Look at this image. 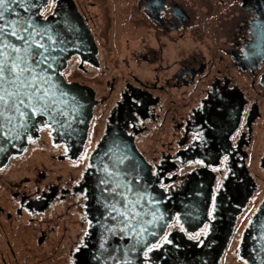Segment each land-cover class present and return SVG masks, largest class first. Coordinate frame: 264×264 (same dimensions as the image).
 I'll return each mask as SVG.
<instances>
[{
    "label": "flooded vegetation",
    "instance_id": "obj_1",
    "mask_svg": "<svg viewBox=\"0 0 264 264\" xmlns=\"http://www.w3.org/2000/svg\"><path fill=\"white\" fill-rule=\"evenodd\" d=\"M73 2L91 37L84 39V54L71 55L59 75L93 93L87 138L79 155L55 142L46 119L30 114V88L20 89L14 107L3 108L0 264H80L90 219L79 184L112 124L134 140L166 191L180 190L197 169L212 179L204 226L188 232L176 215L145 256L174 231L199 241L215 220L219 194H237L250 180L254 190L221 248L218 264H228L264 199L251 206L264 194L258 179L264 174V0H124L118 17L114 0ZM65 5L48 0L42 18L53 19ZM18 10L28 12L25 4ZM16 45L19 55L30 47ZM204 142L209 164L189 160Z\"/></svg>",
    "mask_w": 264,
    "mask_h": 264
},
{
    "label": "water",
    "instance_id": "obj_2",
    "mask_svg": "<svg viewBox=\"0 0 264 264\" xmlns=\"http://www.w3.org/2000/svg\"><path fill=\"white\" fill-rule=\"evenodd\" d=\"M47 2L25 0L10 4L16 12L20 4H25L28 12L18 17L6 14V20H30L33 27L19 33L31 34L27 42L12 36L7 40L29 44L31 48L30 67L34 69L31 75L35 76V82L30 88V114L44 117L53 130L55 142H65L72 154L79 155L96 101L89 88L66 82L59 70L66 66L71 55L84 54L87 50L84 39L90 35L73 0H64L65 7L57 9L53 19L44 20L40 11ZM91 50L95 55V44ZM206 145L204 142L191 150L187 155L189 160L200 158L209 164ZM6 158L0 159V166ZM200 172L197 169L190 173L180 190L166 191L134 140L117 125H110L92 153L79 184L90 219L78 256L80 264H218L221 248L228 242L227 233L233 229V218L254 190L250 180L237 194L226 189L219 194L218 209L212 212L215 220H210L208 233L199 241L174 231L145 256L176 215L188 232L194 233L206 223L213 200L212 179L206 181ZM238 251L246 264H264V199L245 228Z\"/></svg>",
    "mask_w": 264,
    "mask_h": 264
},
{
    "label": "snow or ice",
    "instance_id": "obj_3",
    "mask_svg": "<svg viewBox=\"0 0 264 264\" xmlns=\"http://www.w3.org/2000/svg\"><path fill=\"white\" fill-rule=\"evenodd\" d=\"M18 2L24 3L25 0H0V22H2L0 23V116L4 115L3 108L15 106L16 100L14 98L21 95L20 89L31 88L35 82V76L31 75L34 69L27 63L31 48H23L24 55H19L22 51L21 48L7 40L8 36H12L17 41L27 42L31 35L19 34L20 32H27L28 28L33 27L30 20H6L5 18L6 14L19 16L15 8L9 7L10 4H17ZM24 24L27 26L21 28L20 26ZM5 49H10L11 52H6ZM12 53L17 55H12ZM25 73H28L29 76L26 77ZM40 79L44 80V77L41 76ZM13 87L16 89L15 91L11 90ZM10 99L12 100L11 105L9 104ZM19 103H23V100H20Z\"/></svg>",
    "mask_w": 264,
    "mask_h": 264
},
{
    "label": "rangeland",
    "instance_id": "obj_4",
    "mask_svg": "<svg viewBox=\"0 0 264 264\" xmlns=\"http://www.w3.org/2000/svg\"><path fill=\"white\" fill-rule=\"evenodd\" d=\"M113 4L114 5L112 6L113 8H112L111 11H112V13H115V16L116 17H118L120 11L123 10V8L121 6L124 4V0H114ZM47 165L50 166V167H52L53 163L48 162ZM260 174L261 175L258 177V179H259V182L261 183V185L264 186V174H262L261 172H260ZM263 195L264 194H263L262 191L260 193L256 194L255 197H254V199H253V202L251 203V206L252 205H255V203H257L262 198ZM233 246H234V250L232 249L230 251V253H229V256L227 257L228 258V264H246L243 260H241L239 258L238 253L236 252L238 250L237 242L234 243Z\"/></svg>",
    "mask_w": 264,
    "mask_h": 264
}]
</instances>
